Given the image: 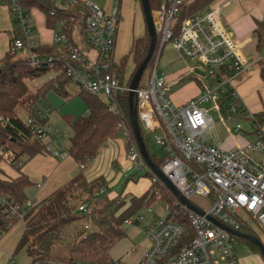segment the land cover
Listing matches in <instances>:
<instances>
[{"label": "built area", "instance_id": "2783aa9c", "mask_svg": "<svg viewBox=\"0 0 264 264\" xmlns=\"http://www.w3.org/2000/svg\"><path fill=\"white\" fill-rule=\"evenodd\" d=\"M54 1L62 11L72 10L71 13L81 19L82 36L77 28H72L70 39L60 30L63 22L59 23L58 30H53L52 35V46L57 55L35 56L31 51L39 45L34 40L30 9L22 5L23 0H0L1 4L10 7L15 27L11 51L27 52L31 67L64 73L77 89L101 97L109 111L116 113L118 97L130 90L129 77L123 76L120 81L115 74L120 63L114 58L119 10L106 13L83 0ZM181 3L182 0H161L159 10L152 13L154 30L159 37V53L164 44L171 42L174 50L196 66L203 76L195 74L208 77L210 84L185 104L175 105L166 93V78L162 72L157 73V61H154L148 86H138L134 99L143 132L150 135L161 131V136L155 139L164 155L158 169L199 213L177 200L154 175L152 183L172 195L175 209L172 212L167 210L164 218H157L146 227L145 237L150 246L137 264H236L233 244L237 237L223 227L241 232V226L246 224L240 214H244L254 220L264 235V128L251 117L255 140L244 148L228 152L205 142V133L213 136L214 130V123L202 109L205 102L216 98L219 103H226L232 116L243 117L244 108L236 98L233 82L248 65L223 25L218 7L212 4L179 23L177 20L173 23ZM84 47L88 48L87 52L82 49ZM46 113V110H36L38 119ZM37 118L25 119L29 131L36 139L51 137L50 128ZM121 130L128 169L148 170L129 131L123 125ZM239 130L240 125H236L234 133ZM59 154L53 152L51 155L60 157ZM79 168L82 169L83 165ZM40 187L37 184L36 191ZM105 194L104 188L98 193L100 196ZM155 194L159 197L157 201L163 203L158 191ZM194 197L204 201L196 202ZM38 203L36 198L27 200L21 208L12 198L0 195V215H4L9 229L13 222H23L25 215ZM86 208L87 204L81 203L77 211L86 213ZM142 219L138 214L126 219L124 225H138ZM84 229L89 231L88 225ZM4 234L5 231L1 230L0 238ZM104 264L126 263L119 259Z\"/></svg>", "mask_w": 264, "mask_h": 264}, {"label": "trees", "instance_id": "16d2710c", "mask_svg": "<svg viewBox=\"0 0 264 264\" xmlns=\"http://www.w3.org/2000/svg\"><path fill=\"white\" fill-rule=\"evenodd\" d=\"M138 1L140 3V0ZM214 1L182 0V3L177 7L175 20L179 23L186 17L209 8ZM147 3L152 14L159 10L161 0H147ZM22 5L28 9L36 8L42 12L47 29L58 30L59 23L63 22V28L60 30L66 32L70 39H72V28H77L79 35L82 36L81 19L75 14L73 15L72 10L62 11L59 9L54 0H23ZM50 12L53 15H50ZM72 17L74 18L71 21ZM255 36L257 45L263 49L264 20L256 24ZM149 45L150 37L145 25L143 36L133 41L128 55L120 59L119 66L115 69V74L120 81L123 80L128 60H130L131 71L128 79L130 85L133 75L148 53ZM158 47L159 37L156 36L154 52L146 69L153 65ZM82 49L85 52L88 51L87 47ZM31 53L38 57H55L57 55L54 46H39ZM28 63L29 59L22 55V51H11V49L0 61V163L8 164L18 175L14 179L0 178V195L12 198L21 208L28 200L26 190L33 185L22 173L25 164L22 163L21 158L26 157L29 162L35 156L47 152L46 144L43 143V140L33 136L26 126L25 119L27 117L37 118L38 103L49 91H54L66 100L75 96L79 97L86 108V113L82 116L70 114L62 116L71 130L66 154L78 167L85 166L94 160L99 150L108 141L120 137L122 134L121 125L129 131L133 142H135L129 120L127 93L118 97L116 113L109 111L108 106L101 101L99 96L91 95L81 89H78L74 95L67 94L65 86L69 80L64 73L57 75L53 85H47L49 83L47 82L33 93L25 82L41 77L51 70L31 67ZM260 75L264 79V61L260 65ZM134 110L136 112L135 99ZM253 118L259 124H264V113L255 115ZM38 120L42 125L46 124V119L39 117ZM136 121L147 154L155 167L159 168L164 155L161 153V158H157L148 152L144 141L145 133L140 127L137 113ZM146 171L145 177L150 179L148 190L139 197L129 196L128 205L121 212L118 210L125 205V200L120 196L110 200L106 195H98L99 191L104 188L103 179L99 178L88 182L83 173L78 172L71 180L53 191L25 215L24 230L14 252H24L31 264L71 262L104 264L109 262L111 249L127 237L124 221L138 215L143 209H150L157 200L156 190L159 191V196L166 204L167 210L172 212L175 209L172 195L165 188L153 184L154 174L150 170ZM78 195L86 196L94 201V205L90 208L87 204L86 213L77 211L78 205L82 203V197L80 198ZM4 219V215H0V232L1 230L8 231L7 221ZM15 223L13 222V224ZM85 225H88L89 231L84 229ZM240 231L254 237L246 225H242ZM237 240L245 242L264 260L255 245L240 238Z\"/></svg>", "mask_w": 264, "mask_h": 264}, {"label": "crops", "instance_id": "0c3cea01", "mask_svg": "<svg viewBox=\"0 0 264 264\" xmlns=\"http://www.w3.org/2000/svg\"><path fill=\"white\" fill-rule=\"evenodd\" d=\"M83 1H87L98 6L106 13H112L114 9L119 10L118 34L116 40L118 39L120 30L122 35L126 33L127 29H129L131 15L134 17H136L137 14L142 15V19L144 21L141 4L138 0ZM212 6L219 8L223 25L231 34L232 40L239 46L240 53L248 65L247 70L234 80L233 88L237 100L244 108L243 117L250 120L251 117L264 113V79H262L260 75V65L264 61V48L261 49L257 45L255 36L256 24L264 20V0H215ZM9 9L10 7L8 5L0 3V61L11 49L12 38L15 32L14 23L12 21ZM30 12L33 19L35 42H37L39 46H52L53 30L46 28L45 17L43 13L36 8H30ZM22 55L28 57V53L25 51H22ZM77 90L78 89L71 82H68L65 86V91L67 94L74 95ZM201 91L202 90L196 87L193 83H188L177 89L171 94L169 98L173 104L183 105L193 97L197 96ZM45 110L47 113L44 114L42 118L46 119L47 124L49 111L48 109ZM85 113L86 108L84 114ZM262 127L264 128V124ZM213 137H215V134L212 136L206 132L204 135V140L207 144L218 147L222 150L240 149L244 148L246 144L244 140L237 138H226L223 141H218V138H215L212 139L213 141H211V143L207 141L208 138ZM116 157H118V160L121 161L120 173L117 175H113L109 172L107 173L106 171L109 169V164L118 161ZM36 158L38 160L37 164L42 165L41 172H43L45 175L49 174L48 177L46 176L49 187L47 188V193L45 195H41L40 201L71 180L75 175L78 174V172H82L88 182L99 178L103 179L104 189L106 190L105 195L110 200L121 196L122 193L124 195L131 194L132 196L139 197L149 188L148 184L146 186V191L139 195H134L132 192L130 193L126 190L121 193L119 189H116L115 186L118 184L120 176L126 174L129 167L126 156V146L121 136L114 140L108 141L106 145L99 150L96 158L88 162L85 166H83L82 169H80L70 157L67 156L63 159H61L62 157H53L48 151L42 155H38ZM22 173H24L29 179L31 175L30 170L26 169L24 171L23 168ZM17 176V173L8 164L4 162L0 163L1 179H14ZM33 185L35 188L37 183L35 182ZM40 189L42 188L40 187ZM153 217L154 218L152 221L160 218L159 215H154ZM23 230L24 222L17 221L8 229L7 232H5L3 236H1L0 264H31L24 252H14L16 244L20 239ZM149 246V242L145 237L142 242L130 248L129 251L125 252L120 257H110V259H122L126 264H137L147 252ZM137 248L140 249L139 252L135 255V257L130 258ZM250 250L251 254L242 259V264H264V260L261 258V256L254 252L251 248Z\"/></svg>", "mask_w": 264, "mask_h": 264}, {"label": "rangeland", "instance_id": "374dc122", "mask_svg": "<svg viewBox=\"0 0 264 264\" xmlns=\"http://www.w3.org/2000/svg\"><path fill=\"white\" fill-rule=\"evenodd\" d=\"M59 7V6H57ZM176 19V17H175ZM174 19L173 23H176ZM140 30V31H139ZM139 31V32H137ZM145 32V25L142 19V15H136L134 17L131 15L129 21V29H127L126 33L121 35V30L118 35V39L116 40L115 50H114V58L120 59L126 55H128L133 41L142 36ZM159 48L157 53H155V61H157L156 70L157 73H163L166 78V93L170 97L172 93H174L180 87L193 83L196 87L201 90L207 88L210 84L208 77H199L195 74L194 70H197V67L187 60L183 59L179 53L174 50L172 43L167 42L161 48L159 53ZM93 56V54L91 55ZM17 59V58H15ZM154 65V63H153ZM152 68V66H151ZM151 68L145 69L142 74V77L139 82L140 88H146L148 86ZM131 71V63L128 60L127 68L124 73V77L128 78ZM60 74L57 71H50L45 75L38 77L32 81L25 82L31 92H35L38 90L43 84L47 83V85H53L54 81H56L57 75ZM56 86V85H55ZM101 98V97H99ZM40 110L48 109V123L46 124L50 130V136L43 139V143L46 144V150L51 154L53 152L60 153V158L63 159L66 156V149L69 146V138L71 136V130L68 124L63 120L62 116L65 114H72L74 116H82L85 112V106L82 100L79 97H73L70 100H66L61 96L57 95L54 91H49L43 99H41L38 103V108ZM202 109L205 111L207 117L214 123L215 127L212 131L215 137L208 138V142L211 143L212 139L218 138V141H223L226 138H237L242 139L247 143H252L255 140V133L253 132L251 121L247 118L241 116H232L226 103H219L216 98H212L211 100L205 102L202 105ZM249 117V116H248ZM236 125H240L241 130L234 133V129ZM216 130V132H215ZM161 131L152 133L150 135L145 134V144L147 146V150L150 154H154L157 158H161V149L156 145L155 139L161 136ZM245 144V145H246ZM222 150V149H221ZM223 150L225 152L230 151ZM37 156L32 158L29 162L26 157H22L21 161L24 165V171L26 169L30 170V177L32 184L35 182L41 185V188L37 192L34 188V185L29 187L26 190V196L28 200L37 199L40 201L41 195L47 193V188L49 187V183H47L46 176L43 172H41L40 164H37ZM118 160V157H116ZM121 161H116L114 163L109 164V169L106 171L107 173H112L113 175H117L121 171ZM129 166V164H128ZM22 168V170H23ZM147 169L142 170H129L126 174L121 175L118 181V184L115 186L116 189L122 193L124 190L132 192L134 195H139L146 191L147 185H150V179L145 177V173ZM130 172V173H129ZM160 187V186H159ZM42 190V193H41ZM158 191V190H156ZM155 191V192H156ZM159 193V191H158ZM49 196V195H48ZM47 196V197H48ZM132 196L131 194H126L120 196L121 199L125 200V205H123L118 212H121L128 205V197ZM45 197L44 199H46ZM78 197H82V203H86L89 205V208L94 205L93 199H89L86 196L78 195ZM159 198V197H157ZM194 201L203 202L202 198L194 197ZM79 204V201H78ZM81 205V204H79ZM78 205V206H79ZM167 213V207L165 203L156 202L150 207V209H143L140 211L139 215L143 217L142 221L138 225H130L125 226L127 237L119 242L117 245L113 247L110 251V257L118 258L123 255L125 252L129 251L130 248L138 245L140 242L144 240L145 229L149 225L152 224L153 216L159 215L161 218H164ZM242 221L246 224L249 231L253 234L254 237L264 246V235H262L260 228L250 217L240 214ZM235 258L237 264H242V259L247 255L251 254V250L249 246L241 241L235 240ZM140 249H136L135 252L130 256V258L135 257V255L139 252Z\"/></svg>", "mask_w": 264, "mask_h": 264}, {"label": "water", "instance_id": "95a60500", "mask_svg": "<svg viewBox=\"0 0 264 264\" xmlns=\"http://www.w3.org/2000/svg\"><path fill=\"white\" fill-rule=\"evenodd\" d=\"M140 4H141V9L143 12V16H144V22L150 37V45H149V49H148V53L144 59V61L142 62V64L139 66V68L136 70L135 74L133 75L131 81H130V85H129V93H128V102H129V120H130V125H131V130H132V134H133V138L135 140V143L137 145L140 157L142 158L143 162L145 163L146 167L148 168V170H150L164 185L165 187L168 189V191L177 199L179 200L182 204H184L189 210L194 211L196 213H199V210L196 209L195 207H193L175 188L174 186L171 184V182L160 172V170L155 167V165L151 162L147 151L145 149L144 146V142L142 140L141 137V133L139 130V126L138 123L136 121V112L134 110V96H135V91L137 90L138 86H139V82L140 79L142 77V74L144 72V70L147 67L148 62L150 61L153 52H154V48H155V42H156V33L154 30V26H153V20H152V14L149 10L148 7V3L147 0H140ZM195 73L200 74V76H203L202 73H199L197 70L195 71ZM212 222L218 226H221L218 222H216L213 219ZM226 231H228L230 234L234 235L237 238H240L242 240L248 241L250 243H252L253 245H255L259 252L261 253V255L264 258V246L254 237H251L249 235L243 234L241 232H235V231H231L230 229H227L225 227H223Z\"/></svg>", "mask_w": 264, "mask_h": 264}]
</instances>
